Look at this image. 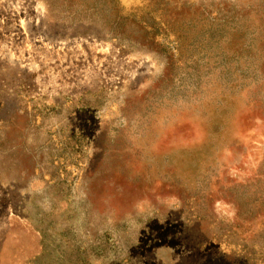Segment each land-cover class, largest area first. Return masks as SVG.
<instances>
[{
    "label": "rangeland",
    "instance_id": "rangeland-1",
    "mask_svg": "<svg viewBox=\"0 0 264 264\" xmlns=\"http://www.w3.org/2000/svg\"><path fill=\"white\" fill-rule=\"evenodd\" d=\"M84 1L0 0V264H264V0Z\"/></svg>",
    "mask_w": 264,
    "mask_h": 264
},
{
    "label": "trees",
    "instance_id": "trees-1",
    "mask_svg": "<svg viewBox=\"0 0 264 264\" xmlns=\"http://www.w3.org/2000/svg\"><path fill=\"white\" fill-rule=\"evenodd\" d=\"M66 1H69V2L71 3V6H77V2H76V0H66ZM84 3H88V8H90V4H92L89 0H85ZM94 3H96V4H101V5H103V6L110 5L111 7L113 6V8H114V10H115V6L118 5V0H94ZM115 3H116V5H115ZM72 4H74V5H72ZM80 4H82V3H80ZM80 4H79V5H80ZM182 4L184 5L185 3H182ZM77 9H78V8L76 7V11H77ZM145 11L147 12V14L143 17V20H141V21H136V22L140 23V27L142 26V27H141V31H142V32L144 31V33H145L147 36L151 33L153 38H156L157 35L168 34V28L164 27L163 25H162V26H159V25L155 24L154 22H151V21H149V20L147 19V15H148L149 12H150V14H152V16H151V15H148V16L153 17L152 19L155 20L154 18H155L156 16L154 15L152 9H149V8H148V9H146ZM115 12H116V10H115ZM117 12H119V14L121 15L120 10H118ZM117 12H116V15H115V17H114V20H115V21H116L117 18H118V13H117ZM127 18H129V16H127ZM135 19H136V18H135ZM172 29H174V23H173V27H172ZM172 31H173V30H172ZM175 36H176L177 38H179L178 33H175ZM165 49H166V48H165Z\"/></svg>",
    "mask_w": 264,
    "mask_h": 264
}]
</instances>
